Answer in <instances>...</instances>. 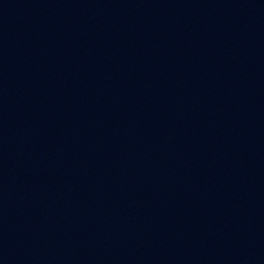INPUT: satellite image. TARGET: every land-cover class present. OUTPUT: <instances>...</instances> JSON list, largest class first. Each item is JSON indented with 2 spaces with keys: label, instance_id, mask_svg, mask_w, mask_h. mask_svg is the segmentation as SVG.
I'll list each match as a JSON object with an SVG mask.
<instances>
[{
  "label": "water",
  "instance_id": "obj_1",
  "mask_svg": "<svg viewBox=\"0 0 264 264\" xmlns=\"http://www.w3.org/2000/svg\"><path fill=\"white\" fill-rule=\"evenodd\" d=\"M264 76V0H192Z\"/></svg>",
  "mask_w": 264,
  "mask_h": 264
}]
</instances>
